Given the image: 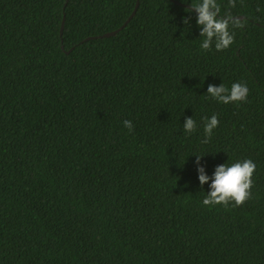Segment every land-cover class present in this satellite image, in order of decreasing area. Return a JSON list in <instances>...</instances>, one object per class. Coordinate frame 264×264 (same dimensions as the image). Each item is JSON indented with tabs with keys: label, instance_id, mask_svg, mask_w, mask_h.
Returning <instances> with one entry per match:
<instances>
[{
	"label": "trees",
	"instance_id": "obj_1",
	"mask_svg": "<svg viewBox=\"0 0 264 264\" xmlns=\"http://www.w3.org/2000/svg\"><path fill=\"white\" fill-rule=\"evenodd\" d=\"M137 2L0 0V264H264V0H236L248 23L207 52L172 0L100 37ZM237 82L247 102L207 94ZM244 159L252 198L203 205L216 167Z\"/></svg>",
	"mask_w": 264,
	"mask_h": 264
},
{
	"label": "clouds",
	"instance_id": "obj_2",
	"mask_svg": "<svg viewBox=\"0 0 264 264\" xmlns=\"http://www.w3.org/2000/svg\"><path fill=\"white\" fill-rule=\"evenodd\" d=\"M243 0H241V3ZM188 3V2H187ZM236 7V0H228L227 9L221 15V5L217 0H198L191 7L185 9L186 12H191L193 9L198 14L196 24L200 27V37L202 41L200 48L207 52L213 46L217 51H223L229 48L235 40V29H243L248 23L247 17L241 19L239 16L231 12L232 8ZM259 10V9H258ZM185 24L188 23V17L184 18ZM207 94L210 98L223 103H241L247 102L249 89L246 84L233 83L230 88L223 83L219 86L209 85ZM123 125L131 131L133 129L130 120H124ZM218 115L213 114L210 118H204V139L201 143H208L213 130L218 127ZM197 129L196 121L190 117L187 118L183 125V130L187 134L195 132ZM196 156L197 165L200 164L201 156ZM200 175L199 181L201 188L209 180V177L204 175L203 167L198 168ZM256 171V164L251 159L236 161L232 164L224 163L216 167L211 178V191L204 197L202 203L205 206L223 205L228 207L232 204L233 207L242 206L247 200L252 198L251 189L254 186L252 179Z\"/></svg>",
	"mask_w": 264,
	"mask_h": 264
},
{
	"label": "water",
	"instance_id": "obj_3",
	"mask_svg": "<svg viewBox=\"0 0 264 264\" xmlns=\"http://www.w3.org/2000/svg\"><path fill=\"white\" fill-rule=\"evenodd\" d=\"M172 1H174L175 3H177L178 5H181V6H185V7H188V8L191 7V4H185V3H182V2H180L178 0H172ZM139 4H140V0H138L137 5H136L134 11L130 15V17L127 19V21L122 25V27H120L119 29L110 31V32H106V33L100 35V37H110V36L115 35L116 33H118L122 28H124L130 22V20L135 16V14H136V12L138 10ZM64 21H65V19H64ZM64 21H63L62 28H61V34H63V31H64ZM96 37L97 36H93V37H89L88 39H90V38H96Z\"/></svg>",
	"mask_w": 264,
	"mask_h": 264
}]
</instances>
